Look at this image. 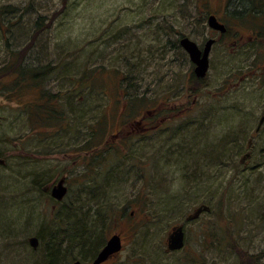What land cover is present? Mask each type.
<instances>
[{
	"label": "rangeland",
	"instance_id": "374dc122",
	"mask_svg": "<svg viewBox=\"0 0 264 264\" xmlns=\"http://www.w3.org/2000/svg\"><path fill=\"white\" fill-rule=\"evenodd\" d=\"M247 1L0 0V264L86 263L120 232L125 246L110 264H264V128L255 132L264 90L248 77L264 44L254 43L255 24L243 17L255 7ZM208 12L228 24L226 37L209 28ZM182 37L200 46L219 39L198 99L208 120L176 121V137L157 138L158 158L141 162L143 172L96 157L88 140L94 128L106 138L111 106H151L157 97L173 105L190 94ZM22 69L45 79L22 77ZM41 95L57 118L47 106L43 119L35 116ZM62 181L68 193L58 201L52 192ZM203 205L210 211L189 221ZM179 225L186 244L171 252L167 238ZM81 226L96 248L71 249ZM54 235L64 242L50 260L44 240Z\"/></svg>",
	"mask_w": 264,
	"mask_h": 264
},
{
	"label": "flooded vegetation",
	"instance_id": "af4514ba",
	"mask_svg": "<svg viewBox=\"0 0 264 264\" xmlns=\"http://www.w3.org/2000/svg\"><path fill=\"white\" fill-rule=\"evenodd\" d=\"M247 13L244 14L243 17L245 19H250V21L254 22L255 34L253 35L254 43L256 44H264V13ZM208 15H215L218 21L224 25V31H214L216 34H219V39L226 37L229 32L228 24L223 21L218 15L213 12H208ZM246 15V16H245ZM235 18V17H234ZM241 37L235 41L236 45L241 44L242 39ZM210 39H215L214 46L219 42V39L212 37ZM207 43V41H206ZM200 46L201 49H204V46ZM212 47V50L214 48ZM263 48L264 46L261 45ZM264 49V48H263ZM211 50V53H212ZM210 53V56H211ZM258 54V53H257ZM253 57V64L251 67L250 74L248 77H252L256 80V86L262 87L264 90V58L259 59L258 55ZM193 65L191 74L189 75V82L188 85L184 87L185 89L189 90V95L187 96H179L180 103L175 104H165V100H161L160 97H157L151 106H143L139 100L134 102L133 104L129 103V101L124 102L122 105L111 106L108 111L106 110L105 116L102 120H104L106 124V138L104 140L98 139L100 135V131L96 128L93 129V136L89 139L90 145H99L92 149V153L96 157L100 156V153L103 152L106 154L105 158L109 160L113 166L116 162H131V166L134 168H139L141 171H144V168L141 162H145L147 159H151L156 161L159 155V151L157 150V138L159 136H163L166 141L169 142L171 137H176L175 134V122L176 121H183L185 126H199V122H206L208 120V111L206 107L199 105V97L202 91L207 90L208 84L205 82L207 80L208 75L206 78H199L195 74V65ZM210 69H211V61H210ZM210 71V70H209ZM209 74V72H208ZM247 75L239 78V82L233 85L237 89L242 87L243 81H246ZM195 82V85H192ZM215 94L217 103L220 101L219 99L222 98L220 91H217ZM192 98V101H191ZM45 99V98H44ZM42 99L40 103L37 104H45L42 106V113L45 114L46 111V100ZM261 116L259 118V122L255 129L257 134L261 133L264 128V123L261 125V121L264 118V101L261 103ZM213 109L216 112H219V109L223 110L221 106L212 107L210 111ZM47 113V112H46ZM204 118H203V114ZM201 114V115H200ZM45 116L43 115V118ZM42 118V119H43ZM102 120L100 122H102ZM261 125V127H260ZM108 127V128H107ZM258 127L259 131H258ZM98 134V136H97ZM105 142V146L102 147L100 144ZM253 144L252 139L249 140V146ZM224 146V145H222ZM222 146H220L222 148ZM134 148V151H133ZM129 152V153H127ZM98 155V156H97ZM252 154L248 151L241 159V163H245L246 160L250 159ZM128 162V163H129ZM135 162V163H134ZM69 183L67 182L66 186L63 182V186L67 188ZM68 189V188H67ZM137 189V188H136ZM141 192V189L134 192ZM205 206V205H203ZM134 213H131L133 216ZM115 235H119L122 240V250L114 255H112L106 262L101 264H110L124 249L125 246V238L123 234L115 233L108 238L105 245H103L93 257L86 263L81 259L73 260V263L76 261H80L82 264H94L96 259L98 258L101 251L107 245L108 241ZM171 252H178V251H171Z\"/></svg>",
	"mask_w": 264,
	"mask_h": 264
},
{
	"label": "water",
	"instance_id": "95a60500",
	"mask_svg": "<svg viewBox=\"0 0 264 264\" xmlns=\"http://www.w3.org/2000/svg\"><path fill=\"white\" fill-rule=\"evenodd\" d=\"M209 27L214 30L224 31V25H222L216 16L212 15L208 19ZM215 43V40L211 39L207 42L205 49L201 50L196 42L191 40L188 37H184L180 40V44L182 48L189 54V57L192 63L196 66L195 74L199 78H205L210 66L209 56L211 52L212 45ZM264 123V118L261 121V125ZM260 125V127H261ZM63 182H60L59 187L55 188L52 192L54 198L58 201L64 199L67 194V188L63 186ZM210 208L208 206H202L198 208L188 220L197 219L203 212L209 211ZM185 244V232L182 226L174 228L173 232L169 236V249L181 250ZM31 245L33 248L38 246V240L33 239L31 241ZM122 250V240L119 235L113 236L104 247V249L99 254L98 258L94 262V264H101L106 262L112 255L120 252ZM74 264H82L80 261L75 262Z\"/></svg>",
	"mask_w": 264,
	"mask_h": 264
},
{
	"label": "trees",
	"instance_id": "16d2710c",
	"mask_svg": "<svg viewBox=\"0 0 264 264\" xmlns=\"http://www.w3.org/2000/svg\"><path fill=\"white\" fill-rule=\"evenodd\" d=\"M253 3L255 7L251 8L252 9V13L253 14H257V13H264V5L262 4L260 7H258V4L255 2V0H250V1H247V3ZM252 14V15H253ZM36 25L40 26V21L36 22ZM180 48V47H179ZM50 68V67H49ZM13 70V69H12ZM24 69H22V72H23ZM50 72L51 70L50 69H47L46 72ZM21 70L18 72L20 73V75L22 77H25L24 75H32V78L34 79H37L38 81H42V79H45V74L44 72H41V71H37V70H32L31 73H26V72H23L22 73ZM40 98L42 99V95L40 96ZM46 100V99H44ZM46 106L50 109H48L47 111V114L51 117H56L58 116V112L56 110V108H52L51 106L49 107V103L46 101ZM43 114L42 111H39L37 112V115H35L37 118L39 117L40 119L43 118ZM65 229H70L72 226H76L75 225V221H71L69 224H66L65 225ZM62 228V227H61ZM80 232H76L75 234V238H78L83 244V248H86L85 246H89V248H96V245H97V240L96 239H91L89 237V233L88 231L85 230V227H82L80 228L79 230ZM88 233V234H87ZM85 245V246H84ZM54 255L52 254V257L53 259H57L58 258V253L57 251H53ZM95 255V254H94ZM66 257H69L67 258V262H71L74 258H73V253H70V255H67Z\"/></svg>",
	"mask_w": 264,
	"mask_h": 264
},
{
	"label": "bare ground",
	"instance_id": "6f19581e",
	"mask_svg": "<svg viewBox=\"0 0 264 264\" xmlns=\"http://www.w3.org/2000/svg\"><path fill=\"white\" fill-rule=\"evenodd\" d=\"M252 11V9L251 8H247L246 10H245V14H247V13H252L251 12ZM218 116V115H217ZM243 117H246V116H243ZM248 120L249 119H247L246 120V122H245V124L243 125V127H247L248 126ZM259 128L260 127H258V131H259ZM30 228V227H29ZM32 229L34 228V227H31ZM28 229V228H27ZM56 233L57 234H63V229H58L57 231H56ZM49 237H51V236H49ZM33 239H37V237H32L31 239H30V243H31V241L33 240ZM38 240V239H37ZM44 241H46V242H48V248H47V252H48V257L50 256V260H51V258H52V254H53V251H55L58 247H62V245H63V242H64V240L63 239H61V238H58L57 237V235H54V237H52L51 239L50 238H48L47 240H44ZM38 245H39V240H38ZM102 245V244H101ZM100 245V246H101ZM32 246V245H31ZM83 246V243L78 239V238H73L72 240H71V249H78V248H80V247H82ZM102 247V246H101ZM100 247V248H101ZM99 248V249H100Z\"/></svg>",
	"mask_w": 264,
	"mask_h": 264
}]
</instances>
